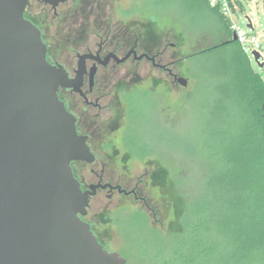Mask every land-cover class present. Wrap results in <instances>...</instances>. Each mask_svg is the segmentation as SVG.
Returning a JSON list of instances; mask_svg holds the SVG:
<instances>
[{
  "label": "rangeland",
  "instance_id": "1",
  "mask_svg": "<svg viewBox=\"0 0 264 264\" xmlns=\"http://www.w3.org/2000/svg\"><path fill=\"white\" fill-rule=\"evenodd\" d=\"M93 4L99 6V11L106 17L113 18L117 25L143 33L150 49L166 48L171 59L181 60L176 69L188 79L186 88L174 85L166 72L152 70L150 65L142 64L136 69L124 66L121 77L107 84L105 98L107 103L111 102L117 93L137 86L157 93L160 90L169 92V98L166 97L169 105H166V100V104H160L155 93L136 94L132 103L135 110L133 143L136 147L147 146L163 153L168 160H177L191 170L185 168L186 183L200 195L208 193L216 219L224 220V232L219 231L218 221L210 224L213 226L212 238L222 242L219 250L207 261L199 258L197 264H264V256L256 255L253 259L248 254L247 257L242 248L229 238L230 221L226 213L229 210L223 208L224 218L219 215L220 197L223 201L228 198L225 203L230 201L228 180L234 174L230 169L233 170L235 148L239 144L234 138L243 131L247 113L244 85L235 70L233 49L222 47L188 57L200 48L221 41L220 20L209 12L208 6L195 8L187 0H94ZM43 5L38 0H31L29 13L40 21L41 17H46L43 28L53 54L71 66L76 56L68 38L79 27L75 20L81 17L69 16L68 11L77 6L73 3L63 5L59 9V18L53 21V11ZM243 5L242 14L254 22L255 33L263 45L264 58V0L243 1ZM246 54L253 69L264 80V67L259 66L250 50ZM111 112L116 115L112 126L116 130L111 132L115 140L110 149L111 157L118 160L121 170H131L134 174L149 172L148 183L155 191L153 195L160 208L156 218L150 216V223L168 232L180 231L185 199L174 184L171 170L169 172L157 159L140 160L131 155L122 143H117L122 136L117 125L123 121L125 111L123 106L118 110L114 106ZM218 180L225 182L223 190ZM102 197L93 200L91 211L96 214V235L105 247L110 251H122L128 264H158L154 255L169 246L170 240L142 222L133 224L129 209H121L120 222L116 226L113 215L121 201Z\"/></svg>",
  "mask_w": 264,
  "mask_h": 264
},
{
  "label": "water",
  "instance_id": "2",
  "mask_svg": "<svg viewBox=\"0 0 264 264\" xmlns=\"http://www.w3.org/2000/svg\"><path fill=\"white\" fill-rule=\"evenodd\" d=\"M64 1L43 0L54 9ZM29 3L0 0V264H128L83 218L99 185L83 190L72 167L95 157L59 91H81L89 55L75 78L52 64Z\"/></svg>",
  "mask_w": 264,
  "mask_h": 264
},
{
  "label": "flooded vegetation",
  "instance_id": "3",
  "mask_svg": "<svg viewBox=\"0 0 264 264\" xmlns=\"http://www.w3.org/2000/svg\"><path fill=\"white\" fill-rule=\"evenodd\" d=\"M38 1L53 11V21L59 18V9L67 3H73L77 6L76 8H70L68 15L81 17L75 20L79 22V27L73 31L72 37L68 38L73 46V54L76 56L75 62L69 66V64L58 60L52 52L51 43L47 40L43 28V25L47 22L45 21L46 17H41L42 20L40 21L39 18L35 20L26 14V17L31 19L42 31L43 39L48 46V60L52 64L63 65L70 77L75 78L80 56L89 55L85 62L86 71L81 79V91H75L73 88H60L59 91L61 99L76 117L78 132L87 136V143L95 157L92 162L84 160L72 162L74 174L80 181L83 190H88L92 185H99L95 194L90 197V205L87 214L83 218L91 225L96 234L94 226L96 214L91 211V207L93 200L98 197L102 199V195L108 200L117 198L121 201L114 213L122 208H135L132 211L142 209L149 217L156 218L160 208L153 195L155 191L148 183L149 172L146 170L142 174H134L131 170H121L119 169L118 160L111 157L110 149L115 145L114 134L111 132L116 130L115 127L112 128L116 115L111 111L114 106L117 110L122 106L124 107L123 121L117 125V130L122 133V136L117 143H122L127 150L124 134L128 126V110L123 93L149 90L156 94L160 104H164L166 100L168 104H165L169 105V92L160 90L157 93L150 88L137 86L117 93L115 98L107 103L105 90L108 83L121 77L122 67L136 69L142 64L150 65L152 70L157 69L166 72L173 79L172 83L174 85L186 88L187 86L179 82V78L183 76L176 69L181 60L171 59L166 48L150 49L143 33H139L134 28L117 25L116 22H113V18H108L99 11V6L93 4L94 0H65L56 9L44 3L43 0ZM30 5L31 0L26 13L29 11ZM80 13H83V15ZM91 25L96 26V28H88Z\"/></svg>",
  "mask_w": 264,
  "mask_h": 264
},
{
  "label": "trees",
  "instance_id": "4",
  "mask_svg": "<svg viewBox=\"0 0 264 264\" xmlns=\"http://www.w3.org/2000/svg\"><path fill=\"white\" fill-rule=\"evenodd\" d=\"M187 1L195 8L203 7V5L208 6L209 12L216 15L222 25L220 42L200 48L188 57L222 47L232 48L235 70L239 75L238 79L244 85L247 113L244 117L243 131H240L234 138L236 142L238 140L239 144L235 148L238 152L235 151L236 154L233 157V170L230 169L234 174L228 180L230 201L225 203L228 198L223 201L220 197L221 200L218 202L221 205L219 207L220 217L224 218L223 208L229 210L226 212L230 221L227 232L229 238L238 244L239 248H242L247 257L249 254L254 259L256 255L264 256V80L253 69L243 46L233 40L228 21L219 10L212 7L208 0ZM145 10L150 11L147 8ZM26 14L36 20L29 11ZM137 93L154 95L149 90L123 93L128 110V126L124 134L125 145L134 157L158 159L169 172L171 170L174 184L185 199V208L181 216L182 228L180 231L168 232L158 226H152L151 218L142 209L132 211L130 208H122V210L129 209L131 211L132 214L130 213L129 218L133 224L142 222L153 232L161 233L170 240L169 246L158 250L154 255L158 264H197L199 258H202L203 262L207 261L212 255H215L222 244L219 239L212 238L213 226L210 224L218 221L219 231L224 232V220L216 219L215 210L211 209L212 200L208 199V193L200 195L198 190L186 183V169L191 170L177 160H168L163 153L150 150L147 146L137 145L136 147L133 143L135 110L132 103H134ZM218 182L223 190L225 182L222 180H218ZM122 210L120 209L113 215L116 226L120 222L119 217ZM119 252L125 256L122 251L119 250ZM238 252L241 253V250Z\"/></svg>",
  "mask_w": 264,
  "mask_h": 264
},
{
  "label": "built area",
  "instance_id": "5",
  "mask_svg": "<svg viewBox=\"0 0 264 264\" xmlns=\"http://www.w3.org/2000/svg\"><path fill=\"white\" fill-rule=\"evenodd\" d=\"M243 1L252 2L253 0H208L212 7H215L228 21L232 35L235 33L237 41L243 46L245 51H258L261 54L260 62H264L262 55L263 45L260 43V37L255 33V25L248 15H243ZM264 37V33L263 36ZM264 67V66H263Z\"/></svg>",
  "mask_w": 264,
  "mask_h": 264
}]
</instances>
